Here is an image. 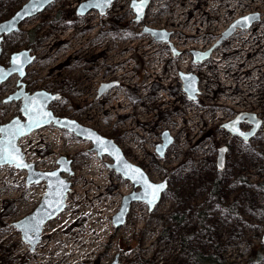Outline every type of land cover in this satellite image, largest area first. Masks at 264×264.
I'll list each match as a JSON object with an SVG mask.
<instances>
[{"label":"rangeland","instance_id":"obj_1","mask_svg":"<svg viewBox=\"0 0 264 264\" xmlns=\"http://www.w3.org/2000/svg\"><path fill=\"white\" fill-rule=\"evenodd\" d=\"M27 1L0 0V22ZM82 1L55 0L5 36L2 65L22 50L36 57L25 78L0 82V125L21 115L22 100L7 101L20 82L29 92H59L50 106L57 115L115 139L151 180L168 178L169 187L153 210L133 203L117 228L113 216L133 184L91 142L43 127L20 144L40 170L56 168L61 155L73 158L67 206L31 249L14 222L39 205L46 183L27 185L26 170L0 166V264H111L116 255L122 264H200L199 252L224 264H264V0H151L140 21L133 0H116L104 15H79ZM252 13L260 21L221 42L234 20ZM146 25L170 32L172 43L144 33ZM210 48L208 59L193 61L191 50ZM180 67L199 77L198 98L183 89ZM116 81L99 95L104 83ZM240 112L262 121L250 139L223 127ZM248 119L239 123L242 131L254 127ZM166 131L173 142L161 155ZM259 253L260 261L249 262Z\"/></svg>","mask_w":264,"mask_h":264},{"label":"water","instance_id":"obj_2","mask_svg":"<svg viewBox=\"0 0 264 264\" xmlns=\"http://www.w3.org/2000/svg\"><path fill=\"white\" fill-rule=\"evenodd\" d=\"M54 1L55 0H44V2L39 5V8L37 11L32 12L30 15L23 16V18L21 19V18L17 17V13H23L25 11V6L32 4V0H28L10 18L0 22V24H7L9 21H13V26H12L11 31L0 32V59H1V56L3 53L2 43H3L5 36L17 31L20 28L21 24L25 20L43 12ZM115 1L116 0H110V3H105V0H84L77 7V13L79 15H87L88 13H90L92 11H97L100 15H104L107 13L108 9L112 6L113 2H115ZM137 2H139V0H137ZM150 2H151V0H144L142 11L138 14L137 11L135 10V8L133 7V1H132L131 6L134 9L135 14H136L135 20L140 21V20L145 18L146 11L148 9ZM85 4H90L91 6L82 9V5H85ZM244 17H250V18H254V19H251L249 22L244 23V24H237V21H242V18H244ZM260 19H261V15L259 13H252V14L242 16V17L234 20L231 23V25L229 26V28L223 32L221 42L224 39L232 36L237 31V28H241L243 30L249 29L256 22L260 21ZM233 25H236V26L233 27ZM143 32L151 34L155 38V40H157V41H162V42H169L170 41L171 33L165 29H156V28H152V27L146 25L144 27ZM170 42H169V44H170ZM171 47H172V50L174 51L175 54H180V51L174 45L171 44ZM213 48H210V49H207L204 51L197 50V49L191 50V53L193 55V61L195 63L205 61L206 59H208L211 56V54L213 52ZM18 53H26L27 57H28L27 61L23 65V73H21L18 70L17 71H10L11 69H13L15 67L12 63H10V66H8V67H5L4 65H2L0 63V68H3L5 70V73L10 72V74L0 76V82L1 83L5 82L12 75H15V74H19L21 79L25 78V76L27 74L28 66L35 60V57H36L34 54H31L30 50H22L19 52H14L11 56V61H12L13 56H15ZM180 77H181V80L183 83V89L187 92V95L192 99L198 98L199 77L193 72H183V71L180 72ZM190 83L192 84L191 89L189 88ZM117 84H118L117 81L116 82H110V83H104L99 90V95H102L104 92L108 91L110 88L114 87ZM20 85L22 86V88L17 90L15 93L11 94V96L8 98L7 101L22 100L21 116L13 117L10 121H8L4 124H1L0 128H6V127L14 124V122H16V121H19L21 124H24L27 126L29 118L25 112V108L28 105L30 98H36V99L40 100L41 102H44L45 95L47 97H58L59 99L61 98V93H59V92H51V91H48L46 89H39V90H36L33 92H27L25 90L26 83L20 82ZM56 100H58V99H48L46 102L45 110L52 113V118L50 119V121L46 120L40 126H32L30 128H27L25 134L18 136L15 140L16 146L19 148L20 152L23 154L24 163L30 165L31 167L23 168V167L16 166V164H14L12 162H0V166L5 165V164H10V165H14L15 167H17L19 169L26 170L28 173L27 174V185H31L34 183H41V182L46 183V192H45L41 202L39 203V205L34 209V211L32 213H30V214L24 216L23 218L19 219L18 221L14 222V225L18 228V230L21 233L22 239L25 242L30 244L31 249H34L36 247V245L42 240L43 230H44L46 224L48 222H50L51 220H53L54 218H56L60 213H62L65 210V208L67 206L66 201H67L68 194L72 190V182L69 180V178L66 175L71 176L74 173L73 165H72L73 159L68 157L67 155H61L57 159V167L54 168L53 170H40L37 168L35 163L28 162L26 160V154L23 150V147L19 144V141L24 136L29 135L30 133H32L36 130H39L43 127L49 126L50 124H53L56 127L68 130L69 132L73 133L75 136H77L80 139L87 140V141L91 142L92 143V150L96 151L98 153L99 157L107 156L111 159L110 162H107L108 167L110 169L114 170L122 178H124L127 181H130L133 184V187H134L133 191L123 196L121 207L118 210V212L113 216V222L117 228H119L125 224V222L127 220V216L131 210L133 203H135V202H146L148 204L150 210H153L161 202L163 194L166 192V190L169 187L168 178L164 179L163 181H159V182H155V181L151 180L150 176L148 175V173L145 171V169L142 166L132 162L131 160H129L127 158L122 147L116 142L115 139L101 134L98 130H96L92 127H89L87 125H84V124L80 123L79 121H77L76 119H73V118H70L67 116L57 115L54 112V110L50 107L51 104ZM246 117H249L248 121L254 124V127L250 131H247V132L242 131L239 128V123L242 122ZM238 120H239V123H237L235 125L236 128L239 129V132H243V133L248 134V135L242 136L239 134V132H234L231 130V128L225 127V125H231L233 122L238 121ZM71 121H74L75 125L68 123ZM261 125H262V121L257 119L253 113L240 112L236 119H233L229 122L224 123L223 127L225 129H227L228 131H230L233 135L238 134L241 137H244L245 139H250L260 129ZM90 133H95L96 135L106 139L107 141H110L111 144L115 147V149L119 150V154H120V156H122L123 160L126 161L128 164L133 165L136 168H139L140 170H142V172L147 176L148 180L151 183H153V184H164L165 185V188L162 191H160L157 199L153 203L149 204L148 203L149 198L144 197L143 186L139 183H135L131 178H129L128 176H126L124 174L123 166L121 163H119L117 161L116 157L109 154V152H101L100 150H98V147H97V144L95 143V141L93 139L89 138ZM3 135H4L3 133H0V138H2ZM163 139H164L163 144L158 145V151L160 152L161 155H164L166 149L173 142V137L171 136L169 131L164 132ZM226 151H227V147L220 148V150H219L218 167L220 169H223L225 167ZM51 172L58 173V179L64 181L65 185H66L64 195H63V202L59 208H48L46 206V201H50V200H53L56 198L48 196L49 178L46 176H41V174L51 173ZM51 179L55 180L57 178L53 177ZM40 221H42V223H38ZM262 242L264 243V235L262 237ZM111 264H122L119 260V255H116L114 261Z\"/></svg>","mask_w":264,"mask_h":264},{"label":"snow or ice","instance_id":"obj_3","mask_svg":"<svg viewBox=\"0 0 264 264\" xmlns=\"http://www.w3.org/2000/svg\"><path fill=\"white\" fill-rule=\"evenodd\" d=\"M44 0H32L31 5L25 6V11L23 13H17V17L23 18V16L30 15L32 12L37 11L39 5L42 4ZM105 3H110V0H105ZM144 4V0H133V7L139 14L142 11ZM91 6L90 4L82 5V9ZM98 6V5H97ZM15 19V18H14ZM251 19L250 17L242 18V21H237V24H244L249 22ZM13 26V21H9L7 24H0V32L4 31H11ZM236 25H233L235 27ZM28 57L26 53H18L13 56L11 63L15 66L10 71H20L23 73V65L27 61ZM9 73H5L3 68H0V76L7 75ZM189 88H192V84H189ZM48 99H59L58 97H47L45 95L44 102L36 98H30L29 103L25 108V112L28 115V124L27 126L21 124L19 121L14 122V124L6 127L0 128V133H3V137L0 138V162H12L16 164L18 167L28 168L31 167L28 164L24 163L23 154L20 152L19 148L15 144V140L18 136L24 135L27 128L32 126H40L43 122L50 121L52 118V113L45 110L46 102ZM72 125H75L74 121L68 122ZM239 123L238 121L233 122L231 125H225V127L231 128L234 132H239V129L236 128V124ZM240 135L246 136L243 132H239ZM89 138L93 139L97 144L98 150L101 152H109V154L116 157L117 161L122 164L123 171L126 176L131 178L135 183H139L144 188V197H148V203H153L160 191L165 188L164 184H153L151 183L147 176L140 170L133 165L128 164L126 161L123 160L122 156L119 154V150L115 149V147L111 144L110 141L96 135L95 133H90ZM41 176H46L49 178V197H55L56 199L46 201V206L48 208H59L63 202V195L66 188L65 182L58 179V173L51 172L41 174ZM56 177L57 179L52 180L51 178ZM38 182V181H37ZM42 223V221L38 222ZM38 226V225H37Z\"/></svg>","mask_w":264,"mask_h":264},{"label":"trees","instance_id":"obj_4","mask_svg":"<svg viewBox=\"0 0 264 264\" xmlns=\"http://www.w3.org/2000/svg\"><path fill=\"white\" fill-rule=\"evenodd\" d=\"M238 3V2H237ZM204 45H205V47H207V46H209L210 44H205V43H203ZM212 44V43H211ZM196 47V46H195ZM240 49V44H239V47H236V48H234V50H239ZM234 50L233 51H231V52H234ZM231 62H235V61H231ZM180 70H181V67H180ZM170 76H173V73L172 74H170ZM202 88H203V86H201ZM235 87V86H234ZM241 87V86H240ZM248 89L246 88H244L243 89V91H247ZM201 93H203V90H201ZM249 93V91L247 92V94ZM147 94V93H146ZM244 96L245 95H243V98H244ZM109 97V96H108ZM240 97V96H239ZM241 98V97H240ZM238 99V98H237ZM222 117H224V114L222 113ZM176 123H177V126H179L180 124H179V122L176 120ZM177 126H168V128H176V129H179V127H177ZM251 257H250V259H249V262L250 261H256V260H258V261H260L261 259H262V254L261 253H259L258 255H257V257L254 255V254H251L250 255ZM255 259V260H254ZM196 260L200 263V264H224L223 262H221L216 256H214V255H212V254H205V253H197L196 254ZM227 264V263H226Z\"/></svg>","mask_w":264,"mask_h":264},{"label":"bare ground","instance_id":"obj_5","mask_svg":"<svg viewBox=\"0 0 264 264\" xmlns=\"http://www.w3.org/2000/svg\"><path fill=\"white\" fill-rule=\"evenodd\" d=\"M228 26H229V25H228ZM210 47H211V46H210ZM181 71H183V72H189V71H187V70H181ZM179 76H180V72H179ZM180 81H182V80H180ZM42 129H43V128H42ZM36 131H37V130H36ZM34 132H35V131H34ZM32 133H33V132H32ZM21 139H22V138H21ZM20 145H21V144H20ZM40 242H41V241H40ZM40 242H39V243H40ZM39 243H38V244H39Z\"/></svg>","mask_w":264,"mask_h":264},{"label":"flooded vegetation","instance_id":"obj_6","mask_svg":"<svg viewBox=\"0 0 264 264\" xmlns=\"http://www.w3.org/2000/svg\"><path fill=\"white\" fill-rule=\"evenodd\" d=\"M25 83V82H24ZM25 90H26V88H25ZM27 92H29V91H27ZM21 107H22V104H21ZM18 116H21V115H18ZM23 139V138H22ZM22 139H20V141H19V144L21 143V140ZM71 158V157H70ZM73 159V158H72ZM57 161V160H56Z\"/></svg>","mask_w":264,"mask_h":264},{"label":"built area","instance_id":"obj_7","mask_svg":"<svg viewBox=\"0 0 264 264\" xmlns=\"http://www.w3.org/2000/svg\"><path fill=\"white\" fill-rule=\"evenodd\" d=\"M135 203H142V202H135Z\"/></svg>","mask_w":264,"mask_h":264}]
</instances>
